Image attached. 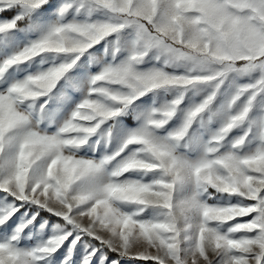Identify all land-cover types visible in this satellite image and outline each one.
Masks as SVG:
<instances>
[{"label": "snow or ice", "instance_id": "obj_1", "mask_svg": "<svg viewBox=\"0 0 264 264\" xmlns=\"http://www.w3.org/2000/svg\"><path fill=\"white\" fill-rule=\"evenodd\" d=\"M0 264H264V0H0Z\"/></svg>", "mask_w": 264, "mask_h": 264}]
</instances>
